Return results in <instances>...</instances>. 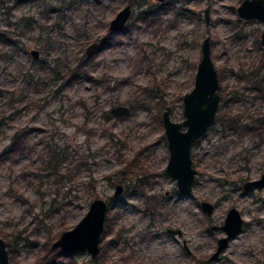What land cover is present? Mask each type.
Returning <instances> with one entry per match:
<instances>
[{"label": "rangeland", "instance_id": "rangeland-1", "mask_svg": "<svg viewBox=\"0 0 264 264\" xmlns=\"http://www.w3.org/2000/svg\"><path fill=\"white\" fill-rule=\"evenodd\" d=\"M242 1L0 0V152L23 132L0 163V237L10 264H207L222 236L210 227L231 208L242 231L208 264H264V187L243 189L264 172V125L257 126L264 92L249 82L255 70L263 82L264 23L238 18ZM127 5L129 20L111 34L110 21ZM206 37L220 103L215 125L192 147L197 175L184 197L164 173L161 118L169 107L172 121L183 120L182 97L193 88ZM116 106L130 114L111 115ZM53 148H66L59 173L70 182L56 183ZM116 185L123 192L114 198ZM92 195L110 209L99 255L51 251ZM202 202L214 207L210 217Z\"/></svg>", "mask_w": 264, "mask_h": 264}, {"label": "water", "instance_id": "water-1", "mask_svg": "<svg viewBox=\"0 0 264 264\" xmlns=\"http://www.w3.org/2000/svg\"><path fill=\"white\" fill-rule=\"evenodd\" d=\"M236 11L240 19L264 23V0H243ZM130 15L131 7L127 5L110 21V33H118L129 20ZM204 19L208 22V10L204 12ZM260 41L264 47V29ZM200 48L201 56L197 64L193 88L182 97L183 120L181 122L172 121L169 116V107H165L161 118L168 150V161L164 173L175 182L176 191L184 197L192 194L197 175L191 158L192 147L215 125L220 103L219 78L211 58V43L208 37L202 41ZM99 50L98 44L92 43L86 48L85 55L90 57ZM31 55L37 58L38 53L31 51ZM110 114L115 117H126L130 114V109L125 106H116L110 110ZM263 187L264 172L258 179L243 185L245 192ZM122 192L123 186L116 185L113 197L120 196ZM200 208L207 217H210L214 210L208 202L200 203ZM107 213V202L101 198L93 199L85 216L72 229L63 232L51 244L50 250L60 249L66 256L86 253L91 259H95L100 253V242L105 233ZM243 225L244 221L239 211L231 208L220 226L210 227L211 231L220 232L222 236L217 239L216 250L208 258V263L215 262L221 257L230 241L240 235ZM166 232L170 235L182 236L180 230L167 229ZM0 264H9L6 243L1 237Z\"/></svg>", "mask_w": 264, "mask_h": 264}, {"label": "trees", "instance_id": "trees-1", "mask_svg": "<svg viewBox=\"0 0 264 264\" xmlns=\"http://www.w3.org/2000/svg\"><path fill=\"white\" fill-rule=\"evenodd\" d=\"M19 2H21V1H19ZM146 11H144L143 13H145ZM104 43L105 42L100 43V45H98V48L101 49V47L103 45H105ZM250 76H251V81L250 82H251V85H253L251 87L255 88L258 92H264V89H263L264 86H263V88H259V84H261V83L264 84V76H263V79H262L263 82H261V83H258L256 81L257 77L259 76L257 70H255L254 73H252ZM70 78H71L72 81H77V74H75V73L71 74ZM0 125H1V123H0ZM263 125H264V121L263 120H259L257 126L260 127V126H263ZM22 133L23 132H20V131L19 132H16L12 136L10 144H8L3 150H1V152H0V163L2 161H4L9 156V154L12 151H14L16 149L17 141H18V139H19V137H20V135ZM54 149L55 148L50 149L48 163H53V165H54V168H53L52 172L57 177V180H56L57 182L56 183L58 184V183H61L63 181H69L70 182L71 181V177L68 174H65V173L61 174V173H59V168L64 163V161L67 159V157H66V155H67L66 148H56L55 150ZM129 166L124 167L123 170H122V172H125L129 168ZM141 180L142 179H140V181ZM94 184H95V182L92 179H90L89 182L86 183V185L88 187V191H93L94 190V188H95L94 187ZM139 187L140 186L135 185V188L137 189L135 191L137 193H139L138 191H142V188L141 187L139 188ZM92 196H94L95 198H98L97 195H92ZM109 210L110 209L108 208V212H109ZM107 229H108V227L105 224V232L107 231ZM194 264H205V263H201V262H199V261L196 260L194 262Z\"/></svg>", "mask_w": 264, "mask_h": 264}, {"label": "flooded vegetation", "instance_id": "flooded-vegetation-1", "mask_svg": "<svg viewBox=\"0 0 264 264\" xmlns=\"http://www.w3.org/2000/svg\"><path fill=\"white\" fill-rule=\"evenodd\" d=\"M260 37H261V36H260ZM260 44H261V41H260ZM261 46H262V45H261ZM262 48H264V47L262 46ZM251 74H252V72L249 74V76H250ZM255 78H256V77H255ZM257 78H258V77H257ZM250 81H251V79L249 78V82H250ZM250 84H251V82H250ZM252 88H253V87H252ZM252 88H251V90H253ZM246 90H247V89H246ZM254 90L257 91L255 88H254ZM8 247H9V246H8ZM6 249H7V247H6ZM8 251H9V250L7 249V253H8V263L10 264L9 252H8Z\"/></svg>", "mask_w": 264, "mask_h": 264}]
</instances>
